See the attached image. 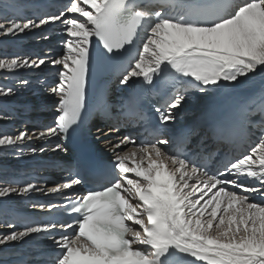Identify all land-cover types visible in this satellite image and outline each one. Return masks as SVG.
I'll return each mask as SVG.
<instances>
[{"label":"snow or ice","instance_id":"1","mask_svg":"<svg viewBox=\"0 0 264 264\" xmlns=\"http://www.w3.org/2000/svg\"><path fill=\"white\" fill-rule=\"evenodd\" d=\"M66 13L73 15L68 18ZM55 21L66 25L71 39L64 55L52 61L63 66L59 83L51 89L60 98L54 126L38 134L0 136V149H15L26 140L67 138L81 124L93 38L115 58L142 31L147 33L121 83L134 78L153 87L161 80L170 82L173 96L165 110L156 108L162 124L174 120L171 110L190 90L205 92L223 87L222 82L235 85L240 78L264 74V0H153L146 5L136 0H70L58 15L38 21L5 15L0 35L15 36ZM44 64V59L13 57L0 59V70ZM12 94L11 87H0V96ZM122 143L133 147L114 145L120 151L100 190L48 206L63 207L74 219L59 225L26 223L23 231L0 238V245L44 235L60 250L53 264H264V204L244 194L264 195V137L218 173L193 162L182 150L166 151L160 146L169 141L159 136L139 146L127 137ZM241 177L260 186L240 182ZM82 183L78 172H70L68 182L48 191ZM37 190L32 183L3 187L0 197ZM58 226L59 238L54 234Z\"/></svg>","mask_w":264,"mask_h":264},{"label":"bare ground","instance_id":"2","mask_svg":"<svg viewBox=\"0 0 264 264\" xmlns=\"http://www.w3.org/2000/svg\"><path fill=\"white\" fill-rule=\"evenodd\" d=\"M47 1H56L59 2L60 0H0V11L7 13V16H11L12 12L11 9L15 5H27L29 2H36V3H43ZM11 13V14H10ZM31 12L28 14L30 15ZM66 15L68 18H71L73 14L67 13ZM83 19V18H80ZM0 22H3V18L0 17ZM50 28L51 32H54V36L48 37L44 40H37L33 39L36 36V33L38 32V29H48ZM55 32H59L55 33ZM40 33V31L38 32ZM56 34V35H55ZM62 35L67 36L66 31V25H64L60 21L50 22L47 25H42L40 28L32 29L31 31H26L22 34H17L15 36L12 35H0V59L6 55L10 56L11 54L15 55H21L22 48H27L30 45H41L43 43H46L47 41H55L59 39ZM60 40V39H59ZM63 40H60V42ZM22 44V45H21ZM65 43L55 44L52 46V49L55 47L59 48L63 46ZM8 48V49H7ZM19 48V50L13 51V53L10 51L12 49ZM34 50L36 48H33ZM17 52V53H16ZM65 49L63 50L64 55ZM44 56H51L53 55L52 52L41 53ZM63 55L58 56V59L61 58ZM11 57V56H10ZM22 58V57H18ZM25 58L39 60L38 58H32L30 56H27ZM57 59V58H55ZM45 64L41 65L39 68H37V72H33V69H20L15 72H7L4 70H0V87L2 88H9L11 87L13 89V94L9 96H0V102H5L9 104H17V105H23L22 107H19V111H25L26 107L28 105H31L35 108V114L32 115V117H46L49 113H47L43 106L45 104L54 105L55 100L57 99V95H55L51 89L47 88L45 86H42L40 83H37V86H35L34 90L31 89L30 82L31 80H34V82H38L40 80V77H42V80H45L47 78L54 77L59 74L60 71L63 70L62 65H54L52 61L53 58H50V60L44 59ZM51 63V64H50ZM32 70V71H31ZM264 74L257 73V74H251L250 77H243L240 78V81H237L235 85L222 82L224 84L223 87H217V89L209 88L205 92H199L198 94H195L192 96L188 101L183 102L178 109L176 110V114L182 113L183 110H185L186 117L185 119L188 120H194L196 117L199 116L200 112L203 110L209 108V107H215L218 108L222 102H229L230 100L234 98H240L243 99L247 96H250L252 94H259L262 96L264 94V76L260 77ZM45 76V77H44ZM260 77V78H258ZM24 81H27L25 84ZM242 81V82H241ZM39 87V90L42 91L44 94H48V98L46 99V103H44L43 99L39 96V93L37 92V88ZM185 103L186 106H185ZM182 106L184 108H182ZM182 108V109H181ZM24 113V112H23ZM47 120V118H46ZM0 124L3 126H6L7 129H11L10 126V120H6L4 117L0 116ZM35 127L31 124L29 125L26 123V125L23 126L21 129H15L13 136L18 135L21 132H26L29 135L33 133H39L38 130L34 129ZM1 136V135H0ZM50 138L47 139H33L30 141H25L23 144L29 143V148H24L20 151L16 150L18 149H0V167L5 166L8 163H11V166H13V169L16 168H23L24 164L22 163V160L27 159L31 160L33 162L36 158H45L49 157V153H54L55 156H61L62 151H53L52 149V143L57 140L56 137H51L52 143L49 142ZM43 148V151H40V149ZM35 149V151H33ZM5 172V171H4ZM7 175V171L5 172ZM1 188V187H0ZM34 192V191H33ZM50 193V192H48ZM10 195L16 196L18 194L12 193ZM3 197H0V202L3 200ZM4 234L0 233V238H2ZM10 243L6 244L9 245ZM5 245H0V249L3 248ZM1 258V257H0Z\"/></svg>","mask_w":264,"mask_h":264},{"label":"rangeland","instance_id":"3","mask_svg":"<svg viewBox=\"0 0 264 264\" xmlns=\"http://www.w3.org/2000/svg\"><path fill=\"white\" fill-rule=\"evenodd\" d=\"M66 7H67V6H66ZM66 14H67V13H66ZM66 16H69V15H66ZM44 31H46V29H44ZM38 32H39V31H38ZM38 32H37V33H38ZM36 36H37V34H36ZM21 45H22V44H21ZM18 55H19V54H18ZM17 58H18V57H17ZM32 58H34V57H32ZM35 58H37V57H35ZM1 59H11V58H10V56L6 55V56L2 57ZM263 76H264V75H262V76H260V77H263ZM44 77H45V76H44ZM260 77H258V78H260ZM30 84H31V83H30ZM186 104H187V103H185V106H186ZM182 108H184V107L182 106ZM182 108H181V109H182ZM4 236H5V235H4Z\"/></svg>","mask_w":264,"mask_h":264}]
</instances>
